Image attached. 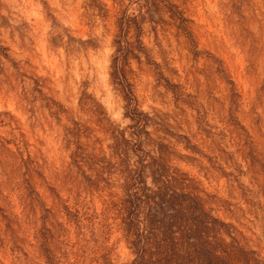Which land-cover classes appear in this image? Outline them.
Returning <instances> with one entry per match:
<instances>
[{
	"label": "rangeland",
	"instance_id": "374dc122",
	"mask_svg": "<svg viewBox=\"0 0 264 264\" xmlns=\"http://www.w3.org/2000/svg\"><path fill=\"white\" fill-rule=\"evenodd\" d=\"M166 1L184 26L163 0H0V264L131 263L108 211L134 124L111 77L125 18L145 149L264 259V0Z\"/></svg>",
	"mask_w": 264,
	"mask_h": 264
},
{
	"label": "trees",
	"instance_id": "16d2710c",
	"mask_svg": "<svg viewBox=\"0 0 264 264\" xmlns=\"http://www.w3.org/2000/svg\"><path fill=\"white\" fill-rule=\"evenodd\" d=\"M163 2L184 26L187 20L168 1ZM133 20L120 21L121 33L114 41L111 77L124 95L125 114L134 124L128 126V138L120 132L114 136L122 192L108 206L133 253L130 264H264L241 232L206 206L196 181L169 163L165 144L155 141L157 155L145 149L150 117L139 108L129 61L139 59L146 48L139 34L135 42L128 39Z\"/></svg>",
	"mask_w": 264,
	"mask_h": 264
}]
</instances>
